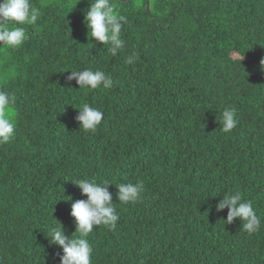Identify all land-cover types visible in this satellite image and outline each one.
Segmentation results:
<instances>
[{"label": "trees", "instance_id": "16d2710c", "mask_svg": "<svg viewBox=\"0 0 264 264\" xmlns=\"http://www.w3.org/2000/svg\"><path fill=\"white\" fill-rule=\"evenodd\" d=\"M74 2L32 0L41 16L26 41L0 48V88L16 98L0 145V264H60L47 226L76 235L80 178L112 183L120 217L87 237L92 264H264V0H113L126 18L116 57L88 36V0ZM86 67L113 86L67 80ZM84 103L103 113L94 132L76 120ZM128 182L143 191L123 204L115 184ZM236 191L261 216L256 233L216 210Z\"/></svg>", "mask_w": 264, "mask_h": 264}, {"label": "clouds", "instance_id": "9594fccd", "mask_svg": "<svg viewBox=\"0 0 264 264\" xmlns=\"http://www.w3.org/2000/svg\"><path fill=\"white\" fill-rule=\"evenodd\" d=\"M76 2L77 0L71 5V9ZM88 5L84 13V23L89 38L104 47L107 46V52L116 57L126 46L121 36L125 16L117 11L113 0H88ZM40 16L41 9L34 6L32 0H0V48L14 50L21 47L27 39L26 26L36 25ZM126 62L133 63V57H127ZM261 65L264 66V59L261 60ZM68 70L70 74L67 80H75L80 90H107L113 86L111 75L94 67ZM15 101L14 94L0 88V145L9 143L14 138ZM77 109L76 120L79 128L96 131L103 119L102 111L89 103H84ZM236 116L235 108L225 107L222 110L219 123L224 132H230L236 127ZM70 181L79 188L82 196H86V199L71 202L70 215L74 218L76 235H65L62 225L55 220V225L47 226L46 237L49 244L62 250L60 264H92L93 247L87 237L93 232L94 226L103 225L109 230H115L120 219L112 193L107 187L113 184L102 179L80 178ZM115 186L118 189L117 199L123 204L138 201L143 191V184L140 182L117 183ZM215 207L217 211L227 208L225 222L230 224L234 218H238L243 230L249 234L256 233L261 228V216L257 215L252 201L245 200L239 191L224 193Z\"/></svg>", "mask_w": 264, "mask_h": 264}]
</instances>
